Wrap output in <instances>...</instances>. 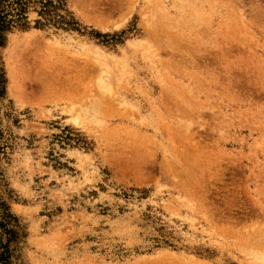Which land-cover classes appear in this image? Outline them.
<instances>
[{
    "label": "rangeland",
    "instance_id": "rangeland-1",
    "mask_svg": "<svg viewBox=\"0 0 264 264\" xmlns=\"http://www.w3.org/2000/svg\"><path fill=\"white\" fill-rule=\"evenodd\" d=\"M38 10L0 45L6 263L264 264V0Z\"/></svg>",
    "mask_w": 264,
    "mask_h": 264
},
{
    "label": "trees",
    "instance_id": "trees-1",
    "mask_svg": "<svg viewBox=\"0 0 264 264\" xmlns=\"http://www.w3.org/2000/svg\"><path fill=\"white\" fill-rule=\"evenodd\" d=\"M29 4H39L38 13L42 20L37 21L38 25L60 22L61 25L66 26L65 28H76L73 18H67L58 11L62 9L63 0H0V45L11 29L26 27V12ZM4 253L5 251L0 252L1 264H7L3 258Z\"/></svg>",
    "mask_w": 264,
    "mask_h": 264
},
{
    "label": "bare ground",
    "instance_id": "bare-ground-1",
    "mask_svg": "<svg viewBox=\"0 0 264 264\" xmlns=\"http://www.w3.org/2000/svg\"><path fill=\"white\" fill-rule=\"evenodd\" d=\"M25 50V49H24ZM103 87H105L106 88V90H107V87L105 86V85H103ZM97 100V99H96ZM93 101L92 103H91V105H89L88 107L89 108H84L82 111L84 112V114H87V112H91V114L92 113H96L97 111H98V109H99V102L98 101ZM99 112V111H98ZM101 112V111H100ZM82 115V114H81ZM97 115H99V114H97ZM97 115L95 116V114H94V116L97 118ZM87 117V116H86ZM91 118H93V119H95L94 117H93V115H92V117ZM90 118V119H91ZM78 120V119H77ZM83 122V121H82Z\"/></svg>",
    "mask_w": 264,
    "mask_h": 264
}]
</instances>
